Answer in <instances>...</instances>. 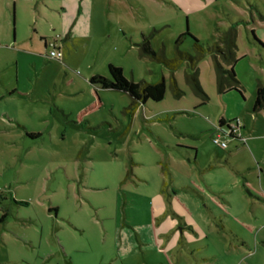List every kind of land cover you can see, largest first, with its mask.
<instances>
[{
  "label": "rangeland",
  "instance_id": "374dc122",
  "mask_svg": "<svg viewBox=\"0 0 264 264\" xmlns=\"http://www.w3.org/2000/svg\"><path fill=\"white\" fill-rule=\"evenodd\" d=\"M93 1L92 58L69 55L60 65L43 53L44 67L32 68L27 80L33 90L0 100V211L7 212L0 222V264H41L35 251L40 224L44 250L55 244L57 235L49 230L56 225L83 248L74 257L87 264L111 257L117 198L126 191L152 200L147 205L135 198L134 205L147 216L150 243L165 249L170 264H264V111L251 112L253 90L243 84V97L235 90L218 93L213 60L206 56L198 71L209 98L201 103L186 82V64L173 73L182 91L177 97L171 70L140 56L137 46L143 34L152 33V48L172 58L185 30L205 46L239 18L264 44V20L255 8L264 9V0ZM242 22L237 53L253 63L264 84V52L254 60ZM178 48L195 52L190 36ZM91 63L102 76L112 63L134 82L164 77V98L147 100L131 114L124 110L128 94L97 88L102 107L76 124L65 112L84 105L89 89L76 78L73 87L82 94L67 96L65 74H83ZM14 76L10 68L0 82ZM233 112L241 132L253 137L245 150L235 149L233 140L226 149L212 141L220 117ZM50 207L57 209L56 218Z\"/></svg>",
  "mask_w": 264,
  "mask_h": 264
},
{
  "label": "crops",
  "instance_id": "0c3cea01",
  "mask_svg": "<svg viewBox=\"0 0 264 264\" xmlns=\"http://www.w3.org/2000/svg\"><path fill=\"white\" fill-rule=\"evenodd\" d=\"M95 5L93 0H0V76L2 73L9 72L10 68L14 70L15 74L14 80L0 82V100L8 96L24 97L33 90L27 80L32 75V68L36 72L37 68L44 67L45 64L40 63L43 53L47 60H54L60 65H66L69 55H77L84 59L92 58V51L95 50L94 40L97 36V24L93 20ZM260 9L264 13V9ZM243 21L242 23L248 28L249 24L246 25L245 22L247 20L243 19ZM46 30L50 31L46 32ZM52 42L61 52L59 59L49 57ZM250 48L254 53V60L261 59L262 52L251 44ZM237 56L239 57V54ZM242 56L244 58L238 61L240 63L236 62L234 65V69L238 71L237 77L241 82V94H239L243 97L242 88L245 87L243 84H246L253 90L255 99L257 83H262V81L253 63L245 60L246 55ZM5 57H8L7 61H5ZM99 73L101 72L96 71L91 63L86 66L83 74L75 71L70 75L65 74L67 84L64 93L67 96L78 98L79 94H82L80 90L73 87L76 78L83 81L84 89L86 86L89 89L84 105H80L81 102H78L80 105L78 108L62 110L66 111V116L74 118L79 110L92 101L94 88L97 91L99 87L91 85L89 77ZM244 77H246L245 82ZM236 117L237 112H233L226 117H220V119L227 121ZM24 128L26 127L24 126ZM241 133L244 141L236 138L229 140L234 141L235 149L245 150L247 141L253 137H247L243 131ZM118 197L117 209L114 214L115 226L111 230L114 252L111 257L101 258L97 264H170L163 252L165 249L150 243L147 216L144 210L136 208L134 205L135 198H141L149 205L152 201L149 196H138L133 192L126 191L122 197ZM51 209L54 208L50 207L48 211H52L53 218H56L57 209ZM50 228L49 233H54L57 237L56 240L54 239L53 248L44 250L41 247L44 227L41 224L39 226V240L35 251L37 257L39 255L38 258L41 259V264H49L54 258L56 261L53 264H87L85 260L81 261V258L74 257L83 251L78 243L71 242L64 234H60L56 225ZM157 250L156 257L151 256Z\"/></svg>",
  "mask_w": 264,
  "mask_h": 264
},
{
  "label": "trees",
  "instance_id": "16d2710c",
  "mask_svg": "<svg viewBox=\"0 0 264 264\" xmlns=\"http://www.w3.org/2000/svg\"><path fill=\"white\" fill-rule=\"evenodd\" d=\"M255 8L260 17L264 19V13L262 10L258 6H255ZM242 21L243 19L239 18L238 20L231 22L229 26L220 29L217 39L205 46L193 35H190L188 30H185V32L180 34L176 39L175 53L172 58H167L163 49L154 50L152 48L150 43L152 33L148 35L143 34L141 42L137 44L139 55L149 56L150 58L163 63L171 70L170 84L177 97L182 95V91L178 87L173 73L182 64H186V70L184 73L186 82L192 87L195 95L201 99V103H205L209 98L201 87L198 71V64L205 59L206 56H211L213 60L217 92L223 94L227 91L235 90L241 94V82L236 77L234 65L236 62L244 58L243 56H237V25ZM247 33L249 43L256 47L260 52H264V44L257 38L253 29L248 30ZM184 36L191 37L195 52L189 53L178 48V45ZM107 71L108 76H102L100 74L92 75L89 77V83L94 87L122 91L128 94L131 98V102L124 109L125 112L132 114L137 110L139 104H143L147 100L161 101L164 98L166 89V81L164 77L153 83L146 82L145 80L134 82L124 76L121 67L112 63L107 64ZM102 104V100L94 88L92 101L76 113L73 122L83 125L86 122L87 117L99 110L102 107ZM261 110L264 111V85L261 82H258L251 111L258 112ZM225 122L224 119H220L218 125H222ZM246 189L255 194L248 187H246ZM14 202L23 205L28 204L26 201L21 200H14ZM51 210L56 209L54 208ZM6 216L7 212L1 213L0 222H3Z\"/></svg>",
  "mask_w": 264,
  "mask_h": 264
},
{
  "label": "built area",
  "instance_id": "2783aa9c",
  "mask_svg": "<svg viewBox=\"0 0 264 264\" xmlns=\"http://www.w3.org/2000/svg\"><path fill=\"white\" fill-rule=\"evenodd\" d=\"M52 48L49 51V57L53 59H59L61 52L56 48V44L52 42ZM242 125L237 118L230 119L222 125H216L215 135L212 137V141L221 148L227 147V140L236 138L240 141H244L241 133ZM1 215V211H0Z\"/></svg>",
  "mask_w": 264,
  "mask_h": 264
}]
</instances>
